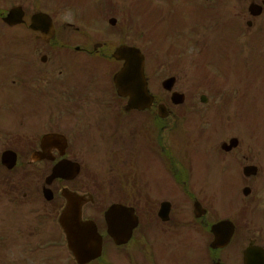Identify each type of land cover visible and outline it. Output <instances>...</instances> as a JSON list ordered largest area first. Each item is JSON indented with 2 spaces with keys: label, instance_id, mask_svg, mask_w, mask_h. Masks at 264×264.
Wrapping results in <instances>:
<instances>
[{
  "label": "flooded vegetation",
  "instance_id": "obj_1",
  "mask_svg": "<svg viewBox=\"0 0 264 264\" xmlns=\"http://www.w3.org/2000/svg\"><path fill=\"white\" fill-rule=\"evenodd\" d=\"M186 1L196 5L193 0ZM198 4L202 17L215 14L220 20L217 30L231 35L232 40H225L223 47L229 44L232 54L239 36L251 29L264 30V0H198ZM199 24L205 29L203 20ZM103 45L34 42L25 68L27 107L30 112L49 115L28 122L22 136L16 133L18 136L12 137L14 144L23 145V151L16 149L15 171L6 169L0 159V214L9 212L11 220L15 213H22L23 226L29 230L31 176L41 178L43 188L53 166L68 160L79 165L76 177L54 179L49 184L58 204L64 205L58 194L63 189L91 197L92 201L81 207V218L96 223L103 243H112L104 221L108 207L117 203L133 208L138 219L130 240L134 242L135 264H179L169 242L179 237H183L185 252L197 256L203 251L208 264L224 263L223 258L230 260L229 264H242L247 250L250 260L264 256V141L245 144L243 138L233 135L214 140L197 137L181 162L175 155V113H195L188 116L201 122L205 111H197L196 105L179 110V105L171 103V95L162 103L155 97L144 110L126 109V100L116 97L107 72L79 79L70 75L77 64L93 71L95 60H107L111 47ZM32 52L38 58H31ZM248 61L242 67L250 74L253 63L251 58ZM160 109L164 111L161 116ZM46 135L55 138L44 141L41 148ZM234 139L237 142H232ZM98 146H103L102 152ZM37 152L44 154L42 160L32 159ZM97 156L102 160L103 175L93 162ZM160 195L167 198L159 199ZM114 197L117 200L111 201ZM229 223L233 233L222 244ZM6 230L0 234L3 255L13 252L15 241L13 226ZM60 237L63 239L62 234ZM126 245L113 244L116 250L121 248L128 264L130 247ZM65 252L72 264L70 253ZM236 257H241V263Z\"/></svg>",
  "mask_w": 264,
  "mask_h": 264
},
{
  "label": "rangeland",
  "instance_id": "obj_2",
  "mask_svg": "<svg viewBox=\"0 0 264 264\" xmlns=\"http://www.w3.org/2000/svg\"><path fill=\"white\" fill-rule=\"evenodd\" d=\"M49 1V2H48ZM64 3H57L55 0H0V9L7 11V9L14 4L22 5L26 17L25 19L28 21L29 16L31 13L36 12V7L41 9L42 11H45L48 13L54 22L56 33L59 34V37L57 39L61 40H70L72 36V32H74V28H78L80 32H85L88 35V38L92 40H106L113 44H118L121 41L123 42H132L135 44H138L141 48H143L144 51L151 52L150 48L152 50H157L160 54V56L164 53L165 49L168 46H174L176 50L184 51V49L180 46L182 44L178 42V36H168L167 33L164 31H154L151 32V39L156 41H160V47H152L149 41H147L144 36L147 38V34L149 30V27L146 31L138 32L140 37H134L133 31H129L126 26L122 27V24L125 23L124 20V13L128 10L130 6L129 0H113L112 5L114 2V5L116 6L115 9L118 11V13H115L118 20H119V27L121 29H118L116 26L114 28H117L114 31H108L109 27L107 25V20L111 16H102L100 17L104 29H93L90 27H84L81 28L78 26V18L80 17V13L84 15L85 9L81 10V3H78L79 5L75 7V4L73 3V0H64ZM82 1V0H80ZM85 4V3H84ZM82 5V7L84 6ZM153 4V1H152ZM60 5V6H59ZM75 7V8H74ZM163 6L158 7V15H163L164 17L167 16V13L163 10H161ZM70 9V10H69ZM81 10V11H80ZM176 10H178L176 8ZM91 11V10H90ZM97 10H92L93 13H95ZM140 13L144 14L146 12L145 9L139 10ZM174 15V14H173ZM173 17V16H172ZM183 17H177L175 19V28L174 32L181 31V27H178V22ZM173 19L170 22L173 23ZM142 21V25L144 27V20L141 15H134L133 16V23L136 26V28H139ZM66 23H71L72 27L67 28L65 27ZM82 24V23H81ZM170 24V27H171ZM83 25V24H82ZM181 25L184 26V29H182V32L179 33L181 36L182 34H198V33H190L189 31V24L187 21H182ZM63 27L66 30H63ZM90 28V29H89ZM163 29H167L168 26H163ZM79 32V33H80ZM78 33V34H79ZM11 34L16 35L17 39L26 38L24 42L28 43L33 41L32 34L27 31L26 27H15L14 29L10 28L7 30L6 26L1 23L0 21V152L1 150H4L5 148H10L13 146L14 148H17L19 150L22 149L23 145H17L12 142V137L16 136V133H19L20 136L23 135L24 129L26 127V124L29 121H36V120H42V115L40 116L36 112H32L29 114L27 112V96L25 91V80L27 79L24 73L25 68V61L23 60L24 57H27L30 55L31 50L33 51V46L31 47H25L26 45L23 44L21 49H15L13 51V57H16L17 54H23L22 60L19 58H14L13 61L18 62L19 69L15 70L9 76V71L6 68L7 62L11 59V50L6 48L5 42L6 36H10ZM77 34V35H78ZM77 35H74L76 38ZM143 36V37H142ZM133 38V39H132ZM199 38V37H198ZM206 40L214 43L216 41V36H214V33L212 30L206 31ZM10 39V38H9ZM242 39H240L241 41ZM34 45V43H32ZM171 44V45H169ZM7 47H10L8 45ZM11 49V47H10ZM261 49H263V46H261ZM247 53V54H246ZM42 55V54H41ZM199 48L197 50L192 48H187L183 54L180 55L181 58H184L181 61V64H179L177 67H171L170 64L167 66H164V64H161L158 68V86L159 83L164 79V74H174L176 73L178 78V82L176 84V89L179 90L182 93H185L188 97H192L193 101L192 103L198 105L200 104L198 99L199 95L202 93V89H200L197 85L200 82V76L199 72L200 68L198 69V66L195 65L196 63L200 64L203 60L204 55H201V58L199 57ZM241 56H250V53L248 52V49H243L240 53ZM22 56V55H19ZM38 54L31 53V58H38ZM214 56H217V53H215ZM234 55H227L226 58H230ZM177 56L174 58L176 59ZM212 59V58H211ZM210 59V60H211ZM20 60V61H18ZM13 61H10L11 63ZM173 62V60L171 59ZM256 61V60H255ZM210 62V61H209ZM215 64V61H213ZM230 62V61H225ZM264 62V61H263ZM14 69L17 68L16 64L12 66ZM23 74V76H20V74ZM262 70L257 71V75L255 76V82L253 83V89L255 90V96H251L250 100L245 102L244 100L238 101L239 109L237 112H230L228 113L229 116H232L231 120L232 122H227L226 118L228 115L225 116V119L214 116V111H209L206 117H204L203 121V135L210 138H224L229 137L230 135H236L240 138H243V142L251 143V144H257L258 140L256 138L251 139L252 136H262L264 133V94L263 92L260 93V91L263 88L261 85L262 79L264 76H262ZM9 76V77H8ZM14 81L13 84V80ZM236 81V77H232V82ZM211 86L215 83L219 84V78H208L206 81ZM228 85L229 82L227 81ZM261 94V95H260ZM185 103L190 104L191 101H186ZM216 101L211 100L209 103V106L215 105ZM248 105L251 107H255L247 116H245L246 126L248 128V131H246L244 128L240 125V118L243 117V109L240 107L242 105ZM259 108L261 109L259 111ZM179 110H182V108H179ZM205 111V110H204ZM190 114V113H188ZM252 128L249 129V124ZM19 128L21 129L19 131ZM254 129V130H253ZM261 129V130H260ZM197 132L194 129H190V134H185V137H197ZM103 151V146H99V152ZM253 152V151H251ZM93 162L95 166H99L100 170L99 172L103 175V169H102V160H100V157L97 156V159L95 160L93 158ZM117 197V196H116ZM165 196L160 195L159 199H162ZM117 198H114L112 200H116ZM50 207V208H49ZM52 205L46 204L42 197L40 196V192L36 191L31 188V206H30V214L28 215L29 219V227L27 231L25 230V226L22 224V213L19 214L20 222L17 220H14V233L16 240L18 244L13 249V255L9 257H0V264H9L8 260L14 259L15 264H65V258L63 255V245L62 244H51L49 240H46V238L49 235H55L57 233L56 229V217H53L52 214ZM23 228L25 232L23 233ZM17 250V251H16ZM134 256V255H133ZM183 261L181 264H208L207 256H205L203 251L197 252V256L194 254H190L187 251L182 252ZM105 260H109L110 264H126L123 262L120 254L111 251L109 248H107L105 253ZM13 261V260H12ZM128 264H132L131 261Z\"/></svg>",
  "mask_w": 264,
  "mask_h": 264
},
{
  "label": "water",
  "instance_id": "obj_3",
  "mask_svg": "<svg viewBox=\"0 0 264 264\" xmlns=\"http://www.w3.org/2000/svg\"><path fill=\"white\" fill-rule=\"evenodd\" d=\"M117 56L125 59L133 57L138 60L135 63L134 60L129 59L124 68L115 75L114 82L118 93L129 96V105L142 106L147 104L150 97L147 94L146 83L142 75V61L139 52L133 48L123 47L117 51ZM66 198V210L60 216L59 222L67 235L68 244L75 259L78 264H83L99 255L101 239L92 223H82L79 220V209L76 205L80 204V199L69 193L66 194ZM125 210L120 206H112L109 212L119 217ZM123 241H125L124 238L116 242L121 243Z\"/></svg>",
  "mask_w": 264,
  "mask_h": 264
}]
</instances>
